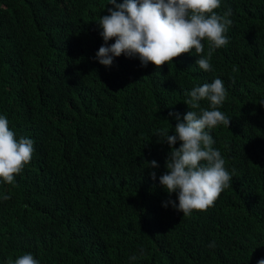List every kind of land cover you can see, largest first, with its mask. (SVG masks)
I'll return each mask as SVG.
<instances>
[{"label":"trees","instance_id":"obj_1","mask_svg":"<svg viewBox=\"0 0 264 264\" xmlns=\"http://www.w3.org/2000/svg\"><path fill=\"white\" fill-rule=\"evenodd\" d=\"M109 3L0 0V115L17 139L34 141L14 183L0 181V264L28 253L40 264H258L264 0H221L217 14L231 9L229 43L213 52L208 72L194 49L160 68L124 55L100 64L97 23L114 7ZM215 78L227 92L219 110L231 121L210 135L232 186L207 211L183 216L163 206L178 199L160 184L170 148L157 134L175 135L169 112L183 120L191 111L187 93Z\"/></svg>","mask_w":264,"mask_h":264},{"label":"clouds","instance_id":"obj_2","mask_svg":"<svg viewBox=\"0 0 264 264\" xmlns=\"http://www.w3.org/2000/svg\"><path fill=\"white\" fill-rule=\"evenodd\" d=\"M109 4L114 7L97 23L104 44L95 57L106 67L113 64L114 58L124 55L139 59L143 67L151 63L160 68L194 49L198 56L196 64L208 72L212 70L213 52L229 43L225 33L232 24L228 19L231 9L224 15L217 14L215 10L220 8L221 0H123V3L110 0ZM113 39L115 42L108 45ZM204 41L208 44L207 55H203ZM187 95L185 104L191 111L183 120L179 113L169 112L177 121L175 135L170 136L163 129L157 134L158 142H166L170 148L165 163L167 171L160 176V184L169 195L176 193L178 199V204L169 199L163 206L171 204L183 216L214 206L220 194L232 186L233 179L210 135V130L217 126L230 125L231 119L219 110L227 96L224 82L215 78L211 83L194 87ZM202 100L209 102L208 108L201 107ZM177 141L181 142L179 148L173 147ZM33 152L34 141L27 137L17 139L9 129L8 119L0 115V181L13 184L15 176L30 163ZM148 165L158 167L155 160ZM150 176L156 179L154 171ZM10 198L3 196L4 200ZM209 247H215V242ZM130 259L135 261L137 256ZM8 264H13L11 258ZM14 264H40V261L28 253L15 259ZM258 264H264V259Z\"/></svg>","mask_w":264,"mask_h":264}]
</instances>
